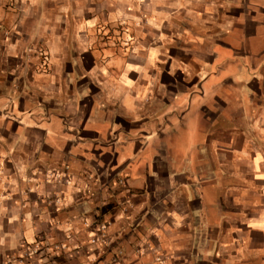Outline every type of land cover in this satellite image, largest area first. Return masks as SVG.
Listing matches in <instances>:
<instances>
[{"label":"crops","instance_id":"obj_1","mask_svg":"<svg viewBox=\"0 0 264 264\" xmlns=\"http://www.w3.org/2000/svg\"><path fill=\"white\" fill-rule=\"evenodd\" d=\"M0 264H264V0H0Z\"/></svg>","mask_w":264,"mask_h":264},{"label":"built area","instance_id":"obj_2","mask_svg":"<svg viewBox=\"0 0 264 264\" xmlns=\"http://www.w3.org/2000/svg\"><path fill=\"white\" fill-rule=\"evenodd\" d=\"M105 227L106 225L100 224L98 226L96 233L90 238V242L96 243V242L104 240L106 236ZM38 251H39V248L30 247V246L26 247L23 254L20 257H16V259L19 263H23L27 257L31 255H37Z\"/></svg>","mask_w":264,"mask_h":264},{"label":"rangeland","instance_id":"obj_3","mask_svg":"<svg viewBox=\"0 0 264 264\" xmlns=\"http://www.w3.org/2000/svg\"><path fill=\"white\" fill-rule=\"evenodd\" d=\"M240 41H241L240 38H237L234 44H235L236 46H238V45H240ZM204 122H205V121H204ZM211 123H212V122L209 121V123H207V124H208V125H211ZM199 125L202 126V125H204V124L201 123V124H199Z\"/></svg>","mask_w":264,"mask_h":264}]
</instances>
